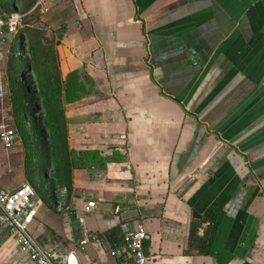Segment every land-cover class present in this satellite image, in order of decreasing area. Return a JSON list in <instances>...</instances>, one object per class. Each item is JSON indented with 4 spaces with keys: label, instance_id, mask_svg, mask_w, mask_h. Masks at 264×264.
<instances>
[{
    "label": "crops",
    "instance_id": "1",
    "mask_svg": "<svg viewBox=\"0 0 264 264\" xmlns=\"http://www.w3.org/2000/svg\"><path fill=\"white\" fill-rule=\"evenodd\" d=\"M13 12L38 19L22 44L0 27V188L34 189V242L130 264L110 253L143 228L153 264H264V0H0ZM0 264H33L7 225Z\"/></svg>",
    "mask_w": 264,
    "mask_h": 264
},
{
    "label": "built area",
    "instance_id": "2",
    "mask_svg": "<svg viewBox=\"0 0 264 264\" xmlns=\"http://www.w3.org/2000/svg\"><path fill=\"white\" fill-rule=\"evenodd\" d=\"M23 16L18 12H13L4 22H0V27L5 29L9 35H20L21 44L26 38L22 28ZM23 37V38H22ZM1 57V45H0ZM24 81L26 75L24 74ZM5 90L0 80V98ZM15 141L13 128H7L0 134V143L4 149H12ZM34 189L30 185H22L13 191H6L0 188V227L7 225L10 236L19 246L33 264H70L64 257L56 253L44 252L33 240L29 227L37 213V206L33 201ZM146 233L143 228L128 232L124 235L122 248L113 250L111 256L127 257L130 264H153L143 251Z\"/></svg>",
    "mask_w": 264,
    "mask_h": 264
},
{
    "label": "trees",
    "instance_id": "3",
    "mask_svg": "<svg viewBox=\"0 0 264 264\" xmlns=\"http://www.w3.org/2000/svg\"><path fill=\"white\" fill-rule=\"evenodd\" d=\"M34 20L35 19L33 18V16L32 17H24L23 16L22 28L21 29H23V25L27 26L28 23L35 22ZM10 58L12 59V57H10ZM20 60H22V59H20ZM22 67L23 68H27L25 66H22ZM26 71H27V69H26ZM76 86H77V84H76V75L74 73L73 74H69L68 75V82H67V85H66L67 101L71 102L77 96L74 93L75 89H76ZM26 87L30 91H31V89H33L31 79H27ZM31 101H32V104H31V107H30L31 114H35L36 112L40 113L39 96L33 95ZM35 130L38 131V132L41 130V126H39V122H37ZM41 147H42V149L45 150L46 153H48V149L47 148H49V145H48L47 141L46 142L44 141L43 145ZM48 161H49V158L46 159L45 166L49 163ZM194 240H196V238H195V229L191 227L190 237H189V246H192V241H194Z\"/></svg>",
    "mask_w": 264,
    "mask_h": 264
},
{
    "label": "rangeland",
    "instance_id": "4",
    "mask_svg": "<svg viewBox=\"0 0 264 264\" xmlns=\"http://www.w3.org/2000/svg\"><path fill=\"white\" fill-rule=\"evenodd\" d=\"M38 13H39V10L37 11ZM30 17H32V16H30ZM33 18L34 19H38V16H33ZM37 25L38 26H40L41 25V23H37ZM25 29H26V27H25ZM23 48H21L20 47V51H21V53L19 54V46L17 45V44H14V46H13V53H14V57H15V60L16 61H18V59H23V56L26 54V50L25 49H23ZM12 57V56H11ZM21 57V58H20ZM13 58V57H12ZM26 85V84H25ZM22 88L21 89H23L24 90V84H22V86H21ZM46 142V141H45ZM40 149V148H39ZM41 149H42V147H41Z\"/></svg>",
    "mask_w": 264,
    "mask_h": 264
}]
</instances>
